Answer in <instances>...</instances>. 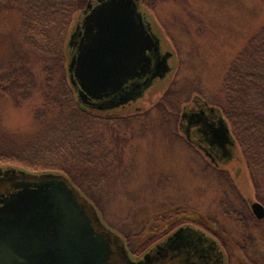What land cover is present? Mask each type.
<instances>
[{"label":"rangeland","instance_id":"rangeland-1","mask_svg":"<svg viewBox=\"0 0 264 264\" xmlns=\"http://www.w3.org/2000/svg\"><path fill=\"white\" fill-rule=\"evenodd\" d=\"M143 4L161 50L173 55L169 64L174 70L129 108H116L113 112L121 113L114 117L93 114L97 120L91 130L102 145L94 152L97 164L86 175L78 172L76 184L104 225L130 239L132 251L139 250L141 240L154 238L170 219L186 216L214 229L230 257L243 254L246 264H264V219L256 220L250 210V203H262L238 147L240 164L215 169L185 146L178 131L179 115L194 97L221 110L223 74L264 24V0H145ZM20 27V12L1 7L0 62L16 50ZM57 70L52 72L51 89ZM34 72L36 84H43L44 74L39 68ZM0 98V143L18 147L38 129L32 109L41 103V93L18 104L17 92Z\"/></svg>","mask_w":264,"mask_h":264},{"label":"water","instance_id":"water-1","mask_svg":"<svg viewBox=\"0 0 264 264\" xmlns=\"http://www.w3.org/2000/svg\"><path fill=\"white\" fill-rule=\"evenodd\" d=\"M139 1L89 0L76 17L66 70L82 107L115 110L144 98L155 81L173 71V55L161 50ZM135 80L133 90L125 92ZM102 98L118 100L91 104ZM217 131L234 144L223 119ZM250 209L257 220L264 219L259 202ZM0 264L130 263L120 238L65 176L0 168Z\"/></svg>","mask_w":264,"mask_h":264},{"label":"trees","instance_id":"trees-1","mask_svg":"<svg viewBox=\"0 0 264 264\" xmlns=\"http://www.w3.org/2000/svg\"><path fill=\"white\" fill-rule=\"evenodd\" d=\"M88 1L0 0V8L8 6L21 14L17 48L6 62H0V70L7 67L0 72V94L17 92V104L32 100L30 96L38 92L42 97L32 109L38 129L18 147L0 143V168L61 174L79 191L77 174L86 175L97 164L94 152L102 145L101 140H94L91 130L97 120L93 114L100 112L78 104L66 70L67 37L74 17ZM36 68L44 74L41 85L35 82ZM56 68L59 75L51 89ZM221 93V111L255 196L264 206V24L228 65Z\"/></svg>","mask_w":264,"mask_h":264},{"label":"flooded vegetation","instance_id":"flooded-vegetation-1","mask_svg":"<svg viewBox=\"0 0 264 264\" xmlns=\"http://www.w3.org/2000/svg\"><path fill=\"white\" fill-rule=\"evenodd\" d=\"M139 6L145 8L143 0L139 1ZM150 25L153 30V24L150 23ZM152 69L153 65L150 70ZM136 81L129 82L126 85L128 88H125V92H131L134 88L133 84ZM116 100L118 98L92 99L91 104L100 106L101 104L105 105ZM131 103L128 102L120 108H123L122 111H124V109L132 105ZM92 110L100 113L110 112V110ZM117 112L121 113V111ZM117 112H111L110 114L114 117ZM221 119L225 121L220 109L214 105H209L204 100H199V97H194L188 105L183 107L178 119V131L184 139L185 146L195 152L203 162H208L215 169H220V166H226L230 163H241L240 159L236 156L237 147L235 142L231 145L228 141H224L217 131ZM238 169L236 168V171ZM252 216L254 217L253 214ZM163 226L164 228L161 232L152 235L154 238L140 239V243L142 244L137 251L131 250L130 239L113 232L107 226L105 227L120 238L125 250V257L130 264L247 263L246 255L233 254L230 257L228 254L230 251H228L229 249L225 241L223 242L214 233V229L210 228L207 224L199 223L190 217L184 216L182 218H172L170 222H166ZM228 243H232L230 244L231 246L236 245L239 247V244L233 240H229ZM113 253L115 256V249H113Z\"/></svg>","mask_w":264,"mask_h":264}]
</instances>
